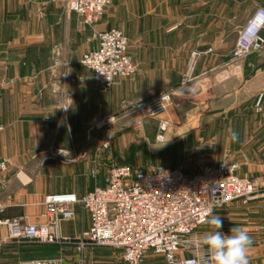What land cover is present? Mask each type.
Returning <instances> with one entry per match:
<instances>
[{"label":"crops","instance_id":"1","mask_svg":"<svg viewBox=\"0 0 264 264\" xmlns=\"http://www.w3.org/2000/svg\"><path fill=\"white\" fill-rule=\"evenodd\" d=\"M258 7H264V0H112L93 29L68 12L63 2L0 0V124L5 126L0 134V156L9 161L8 171L0 176L5 183L0 187V216L29 214L36 220L45 195H82L104 185L107 174H92L93 131L110 117L119 124L116 131L127 132L118 135L105 164L149 170L140 168L136 158L130 161L134 166L119 160L124 154L118 147L136 142L137 136L167 149L183 146L189 137H200L202 118L182 110L184 98L178 92L161 118L147 120L136 134L131 130L137 105L180 88L193 50L203 52L198 103L206 102V95L228 98L240 124L238 131L252 139L264 133V97L261 108L256 107L259 95L264 94V29L241 68L235 71L231 59L239 28ZM113 27L128 37L137 70L132 77L117 78L111 90H104L80 59L98 46L95 30ZM209 48L212 52L206 53ZM162 122L166 124L164 136L160 135ZM57 149L65 150V157L53 156ZM205 163L221 162L198 163L192 172ZM145 164L179 166L173 161ZM183 165L189 172V165ZM263 174L246 173L242 165L241 175ZM215 214L223 221L221 230L228 234L235 226L249 231L253 238L250 264H264V197L248 206L234 202ZM90 225L89 213L77 207L76 218L63 222L60 231L62 236L78 238ZM93 253L94 248L87 249L83 264L103 263L93 261ZM62 254L67 264H82L73 244L16 242L0 247V264Z\"/></svg>","mask_w":264,"mask_h":264},{"label":"built area","instance_id":"2","mask_svg":"<svg viewBox=\"0 0 264 264\" xmlns=\"http://www.w3.org/2000/svg\"><path fill=\"white\" fill-rule=\"evenodd\" d=\"M51 1L63 2L68 12L77 14L83 25L93 29L112 3V0ZM263 29L264 7H258L238 30L231 54L235 71L252 54ZM94 38L98 46L84 53L80 64L92 73L98 86L111 90L117 78L135 75L137 69L129 52V39L121 29L95 30ZM202 55L199 50L190 53L180 88L163 91L135 107L134 129H141L147 120L161 118L173 104L177 92L183 97L196 95L201 80L195 76V71ZM263 97L261 93L257 100L259 109ZM160 129V135L164 136V122ZM4 130L5 126L0 124V134ZM65 155L63 149L53 154L55 157ZM8 169L9 161L0 156V176ZM241 170L238 161L205 163L194 172H188L184 165L143 170L127 164H113L105 184L97 185L92 191L82 195L76 192L45 195L43 210L36 220L29 214L0 216V247L13 242L73 244L82 264L87 249L93 247L120 250L125 264H190L199 252L196 241L203 234L199 230L207 224L210 208L215 214L234 202L248 206L264 197V174L245 176L241 175ZM92 174L96 177L98 173L93 170ZM4 186L5 183L0 182V187ZM217 201L219 207L215 206ZM77 207L89 213V229L78 238L62 236V223L76 218ZM21 264L67 262L62 254Z\"/></svg>","mask_w":264,"mask_h":264},{"label":"rangeland","instance_id":"3","mask_svg":"<svg viewBox=\"0 0 264 264\" xmlns=\"http://www.w3.org/2000/svg\"><path fill=\"white\" fill-rule=\"evenodd\" d=\"M109 8L110 6L106 12ZM200 59L195 71V76L197 77H199ZM206 96H208L207 101L204 103H198L200 100H197V93L191 97L182 96L184 99L180 105L182 110L191 111V113H195L196 118H202L204 129L200 137H189L183 146L176 144L174 148L167 149L165 146L157 144L153 139L145 140L144 137L140 138L137 136L136 142L131 141V144L128 141L127 144L121 146V149L118 147V151L124 154L119 160L133 165L130 161L136 158L140 168L148 167V169L150 168L149 170H152L156 165H146L145 163L159 162L160 164L162 162L166 164V162L173 161L176 165L188 164L189 172H192L198 163L202 162L238 161L243 165L246 173H263L264 133L252 139L250 136H246V133L238 131L237 127L240 124L237 123L235 108L230 109V100L228 98L213 99L209 95ZM110 118L107 121L104 120L96 124L93 131L95 135L94 170L105 175L114 163L105 164L104 160L110 155L108 153L111 152L118 135L125 132L116 131L115 129L119 127V124L115 118L113 120L112 117ZM230 128L238 133L237 141L231 140L228 131ZM131 130L136 134L141 129H134L132 126ZM211 143L215 144L210 146L209 144ZM250 169H252V172L249 171ZM209 228V225L206 224L199 231L203 232ZM93 248V261H103V263L96 264H125L121 258L120 250L114 248ZM86 256L85 253V261L87 260Z\"/></svg>","mask_w":264,"mask_h":264},{"label":"clouds","instance_id":"4","mask_svg":"<svg viewBox=\"0 0 264 264\" xmlns=\"http://www.w3.org/2000/svg\"><path fill=\"white\" fill-rule=\"evenodd\" d=\"M228 131L231 140L237 141L238 133L231 128ZM215 206H220L219 201ZM207 217L206 223L210 230L197 239L199 252L190 264H250L249 251L253 238L249 235V231L244 227L235 226L229 229V234H225L221 231L222 219L213 214L211 208L207 212Z\"/></svg>","mask_w":264,"mask_h":264},{"label":"bare ground","instance_id":"5","mask_svg":"<svg viewBox=\"0 0 264 264\" xmlns=\"http://www.w3.org/2000/svg\"><path fill=\"white\" fill-rule=\"evenodd\" d=\"M101 125H102V124H101ZM101 125H100V126H101Z\"/></svg>","mask_w":264,"mask_h":264}]
</instances>
